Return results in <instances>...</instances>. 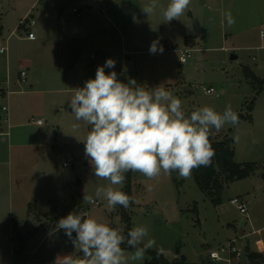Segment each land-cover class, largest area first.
Returning a JSON list of instances; mask_svg holds the SVG:
<instances>
[{"label":"rangeland","instance_id":"rangeland-1","mask_svg":"<svg viewBox=\"0 0 264 264\" xmlns=\"http://www.w3.org/2000/svg\"><path fill=\"white\" fill-rule=\"evenodd\" d=\"M168 2L159 0L165 7ZM148 3L0 0V48H6L0 54V156L6 163L1 168L11 170L12 176L10 188L1 186L0 197L7 200L10 194L14 204L13 216L0 221V252L7 249L1 264H63L64 256L82 255L64 230L57 229L60 218L79 210L126 237L122 206L110 210L105 200L94 197L100 204L96 207L83 200L108 181L94 176L84 153L90 126L76 121L69 108L74 90L95 78L97 67L109 58L116 63L114 69L105 68L106 73L116 71L124 83L162 85L182 101L186 113L203 106L223 112L230 104L245 116L238 127L226 124L211 134L216 140L228 136L237 163L255 165L253 179L226 186L219 205L200 191L193 175L184 179L178 173L161 174L149 180L139 172L125 174V183L129 176L134 184L131 227L149 228L156 241L149 251L170 263L184 259L188 264H227L207 263V257L227 249L233 240L241 247L245 234H250L254 248L257 241L264 242V190L255 179L264 174V86L253 85L245 74L251 69L264 78V0H191L185 14L170 23L163 22L159 8L150 17L142 13ZM229 11L235 20L230 27L224 16ZM22 19L26 25L36 22L30 28L35 41L26 39L27 28H19ZM154 40L163 46L162 54H150ZM186 49L193 51L181 64ZM210 88L213 95L205 93ZM68 160L70 166L63 167ZM77 178L80 200L75 194L61 201L75 191ZM236 197L245 199L246 215L231 204ZM125 251L129 256L133 252ZM150 259L146 253L142 261L129 259L128 264Z\"/></svg>","mask_w":264,"mask_h":264},{"label":"clouds","instance_id":"clouds-1","mask_svg":"<svg viewBox=\"0 0 264 264\" xmlns=\"http://www.w3.org/2000/svg\"><path fill=\"white\" fill-rule=\"evenodd\" d=\"M190 2L169 0L165 7L159 0H150L141 11L150 17L159 8L163 22L170 23L185 14ZM224 16L229 27L235 23L230 11ZM149 52L163 53L159 40L151 43ZM115 63L109 58L98 66L95 78L75 89L69 100L75 120L90 126L83 143L94 176L108 181L83 200L88 204L95 203L94 197L105 200L110 210L117 205L128 209L135 203L134 196L121 190L128 172H139L149 180L177 172L189 179L194 169L211 166L215 156L211 134L226 124L238 127L240 119L230 104L223 112L203 106L186 113L182 101L162 85L148 88L135 80L124 83L116 71L106 73L105 68L114 69ZM57 229L64 230L82 254L64 256L63 264H128L129 259L142 261L156 247L145 225L134 226L125 237L109 224L77 212L60 218ZM121 245L132 249V254L126 255Z\"/></svg>","mask_w":264,"mask_h":264},{"label":"trees","instance_id":"trees-1","mask_svg":"<svg viewBox=\"0 0 264 264\" xmlns=\"http://www.w3.org/2000/svg\"><path fill=\"white\" fill-rule=\"evenodd\" d=\"M245 74L253 85H257L261 88L264 86V79L256 77L249 69L245 70ZM210 143L215 150V156L213 157L211 166L194 169L192 175L200 191L206 194L214 204L219 205L221 204V195L224 188L231 183L249 178L255 172V165L250 163H237L235 161V152L232 147V142H230L228 137L216 140L211 135ZM176 174L177 172H172L173 176ZM128 178L130 177H127L122 191L129 196H133L134 184L132 179ZM130 207L128 209L123 208L122 213V220L125 222L126 237L127 232L132 229L130 217L128 216ZM47 230H49V228H47ZM73 236H75V234H73ZM121 247L125 250L133 251L132 249H128L126 245H121ZM245 249L247 258L245 264H264V256L261 253L251 252L248 246H246ZM147 253L150 255L151 259L144 264H188L184 259L170 263L163 255L157 252L148 250ZM238 264L240 263L238 262Z\"/></svg>","mask_w":264,"mask_h":264},{"label":"crops","instance_id":"crops-1","mask_svg":"<svg viewBox=\"0 0 264 264\" xmlns=\"http://www.w3.org/2000/svg\"><path fill=\"white\" fill-rule=\"evenodd\" d=\"M34 6V5H33ZM33 6L31 7V9L33 8ZM30 11V10H29ZM29 11L24 15V18L26 17V15L29 13ZM26 23V22H25ZM23 24V19L20 21V24H19V28H21V29H26V24ZM31 31L32 32H34L35 33V31H33L32 29H31ZM35 35H36V33H35ZM261 36V35H260ZM250 71L256 76V77H258L257 76V74L253 71V70H251L250 69ZM258 78H260V79H264V78H261V77H258ZM3 131V129H0V132H2ZM2 134H4V133H2ZM6 135V136H5ZM4 136L5 137H7L8 138V136H9V133H6ZM5 137H3L2 138V142H6L7 141V139L5 138ZM4 159H3V157H1L0 156V188H1V186L2 185H5L6 187H9L10 188V183H11V181H12V176H11V170H7V173H6V171H4V169L3 168H1L2 166H1V164H6L4 161H3ZM89 173V172H88ZM88 173H87V175L86 176H88ZM254 175L255 174H253V175H251L249 178H252L253 179V177H254ZM248 179V178H247ZM255 179H257L258 180V183H260V185H259V189H260V191L261 190H264V174L262 175V178H260L259 176H257ZM74 183V182H73ZM75 184H77V188L75 189V191H72V193L70 194L69 192H68V196H66V195H63V196H61L60 197V199H61V201L62 200H64V199H66L67 197L68 198H72V197H74L75 196V194H76V197H78V199L80 200V197L82 196V190L81 191H77L79 188H80V185H81V180H80V178H77L76 180H75ZM79 187V188H78ZM124 187V186H123ZM259 189H257V190H259ZM121 190H123V188L121 189ZM75 192V193H74ZM256 193V190L254 189V192H253V195ZM70 195V196H69ZM257 195V194H256ZM256 195H254L253 196V198L254 199H256ZM6 196V195H5ZM5 198V199H4ZM0 221L2 220V219H5V218H9V217H12L13 215H12V213L13 212H11V210L14 208V204H13V201L11 200V197H10V194H9V196L7 197V200H6V197H0ZM52 199H50V200H48V201H51ZM74 199H72V201H73ZM243 200V199H242ZM245 200V199H244ZM243 200V201H244ZM245 202V201H244ZM49 203V202H48ZM246 203V202H245ZM247 205V204H246ZM4 207V208H3ZM6 208H9V210L8 209H6ZM7 211H8V213H7ZM81 211L82 210H79L78 211V213L80 214L81 213ZM85 217V216H84ZM242 233H244V231H242ZM241 233V234H242ZM2 237H3V235H2ZM247 239V240H244V239ZM249 238H250V234H245L244 235V237H242L241 239L244 241L243 243H242V246L241 247H238V248H244V247H246V246H248V248H249V250L251 251V252H258V253H261L263 256H264V242L263 241H261V240H259V241H257L256 242V248H254L252 245H251V243H250V240H249ZM8 241V237H7V235H6V242ZM223 249V248H222ZM6 252H7V249H4V250H2L1 252H0V264L5 260V257H6ZM220 252H221V250H220ZM219 253V252H218ZM11 256H13V252L11 251ZM236 260H233V263L235 262ZM247 262V261H246ZM207 263H210V261L207 259ZM236 264H238V263H236Z\"/></svg>","mask_w":264,"mask_h":264},{"label":"built area","instance_id":"built-area-1","mask_svg":"<svg viewBox=\"0 0 264 264\" xmlns=\"http://www.w3.org/2000/svg\"><path fill=\"white\" fill-rule=\"evenodd\" d=\"M74 13H77L78 15L79 12L78 10L74 9ZM26 22V21H25ZM23 21V24L25 23ZM36 22L34 20H31L30 23L26 26L28 32H27V37L26 39L29 41H35L36 40V35L34 32L31 31V27L35 26ZM261 37H264V33L261 32ZM193 50L191 49H186L184 52L181 53L180 55V63L181 64H186L188 58H190L191 52ZM6 52V48L2 47L0 48V54H4ZM22 76H25V72H21ZM205 93L207 95H213L214 94V89L210 88L205 90ZM2 111H8L6 107L2 108ZM9 116L5 118V122L9 123ZM37 126H41L42 122L37 121L35 123ZM70 166V160H68L66 163L63 164V167L67 168ZM231 204L236 206L237 210L240 212V214L246 215L247 214V205L246 203L239 197L233 198L230 200ZM93 207L99 206L100 204L95 202L94 204H91ZM240 254H241V248H238L235 245V240L231 241L227 249H221V252H211L209 256L207 257L210 262L215 261V262H222V263H227V264H232L233 260H237L239 262L240 260Z\"/></svg>","mask_w":264,"mask_h":264},{"label":"water","instance_id":"water-1","mask_svg":"<svg viewBox=\"0 0 264 264\" xmlns=\"http://www.w3.org/2000/svg\"><path fill=\"white\" fill-rule=\"evenodd\" d=\"M103 30L106 31V27H103ZM231 59H232V60H235V59H237V57H236V56H232ZM238 116H239L240 119H244V118H245V116L242 115V114H239ZM240 119H239V120H240ZM227 137H228V136H225L223 139H225V138H227ZM207 259H208V258H207ZM246 261H247V258H246V249H245V247H244V248L241 249V254H240V260H239V263H240V264H245Z\"/></svg>","mask_w":264,"mask_h":264}]
</instances>
